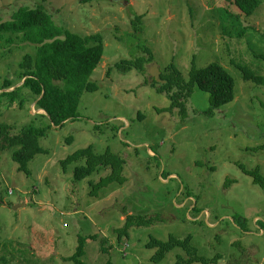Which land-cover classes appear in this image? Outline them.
<instances>
[{
  "label": "rangeland",
  "instance_id": "obj_1",
  "mask_svg": "<svg viewBox=\"0 0 264 264\" xmlns=\"http://www.w3.org/2000/svg\"><path fill=\"white\" fill-rule=\"evenodd\" d=\"M22 7H43L80 35L102 33L105 53L91 77L98 90L83 94L75 121L54 126L32 97L23 108L0 103V126L47 130L40 140L47 153L29 163V175L19 171L12 148L1 154L0 264H74L66 258L81 238L85 264H175L184 250L155 262L156 249L147 246L171 236H192L198 254L220 256L218 264H264V189L243 170L264 176V85L241 69L264 76V0L251 16L234 0H0V18L9 21ZM7 37L13 41H0V87L16 83L23 58L36 52L22 35ZM146 47L154 62L144 73L115 67L148 57ZM153 64L160 76L175 65L188 82L194 68L219 64L235 81V100L210 113V95L194 85L186 119L178 110L161 113L171 101L147 84ZM89 146L125 159L124 185L91 193L90 183L110 169L75 181L84 160L62 161ZM126 215L157 222L119 240Z\"/></svg>",
  "mask_w": 264,
  "mask_h": 264
},
{
  "label": "trees",
  "instance_id": "obj_2",
  "mask_svg": "<svg viewBox=\"0 0 264 264\" xmlns=\"http://www.w3.org/2000/svg\"><path fill=\"white\" fill-rule=\"evenodd\" d=\"M79 1L82 4H88L94 0ZM234 3L247 16H251L260 6L261 0H234ZM141 19L142 17L136 18L132 23L140 22ZM13 35H22V40L34 45L36 52L27 54L23 58L19 66L21 73L16 83L6 80L0 87V103H7L8 106L18 104L20 108H23L26 101L32 97L37 110L44 111L43 116L47 117L56 127L78 119L83 94L98 90V85L91 81V77L101 64L105 53V39L102 33L80 35L58 26L54 22L53 15L43 7H22L13 14L11 20L4 22L0 18V41L10 44L13 39L7 36ZM145 51L148 57L123 60L115 67L124 73L133 70L144 73L147 64L154 62L152 51L147 47ZM241 69L244 71L246 80H253L264 85V76H257L245 67ZM161 78L165 81L164 83L156 82L154 79L147 82L159 92L166 93L171 101L170 107L159 110V112L173 113L178 110L182 119H186L188 115L187 102L192 95L194 85L210 95V113L232 103L236 97L233 77L226 68L219 64H211L203 69L194 68L189 82L175 65L169 66ZM46 134L47 130L44 128L26 126L16 131L12 125L2 124L0 126V158L5 150L12 148V156L19 165V171L29 175V163L38 154L47 153L40 144L41 138ZM81 160H84L85 164L75 168V181H83L101 169H110V174L102 177L98 183H90L93 195L113 183L124 185L127 182L123 174L125 159L110 149L105 154H97L94 146H89L69 156L62 161V165L67 167ZM243 170L264 189V176L260 173V169L249 171L243 167ZM156 222L157 219L154 217L126 215L124 227L117 230L119 240L128 237L133 227H149ZM86 241V238H81L74 256L66 260L74 264H85L82 258L85 254ZM106 243V239L101 240L103 253H109ZM147 246L156 249L152 258L155 262L162 261L169 252L176 248L184 250L187 257L179 255L175 264L196 262L218 264L221 259L220 256L214 259L200 256L198 250L192 245V236L185 239L171 236L168 241L152 238ZM106 264L115 263L109 261Z\"/></svg>",
  "mask_w": 264,
  "mask_h": 264
},
{
  "label": "water",
  "instance_id": "obj_3",
  "mask_svg": "<svg viewBox=\"0 0 264 264\" xmlns=\"http://www.w3.org/2000/svg\"><path fill=\"white\" fill-rule=\"evenodd\" d=\"M150 73H151V76H153V79L156 81V82H159V83H164L165 81L162 80L160 74V70H159V67L156 65V64H153L151 66V70H150ZM36 105V104H35Z\"/></svg>",
  "mask_w": 264,
  "mask_h": 264
}]
</instances>
